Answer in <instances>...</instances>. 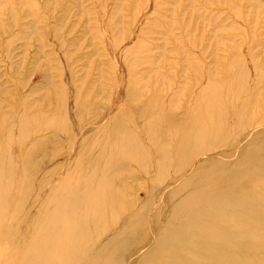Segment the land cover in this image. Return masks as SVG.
Here are the masks:
<instances>
[{"label":"bare ground","instance_id":"bare-ground-1","mask_svg":"<svg viewBox=\"0 0 264 264\" xmlns=\"http://www.w3.org/2000/svg\"><path fill=\"white\" fill-rule=\"evenodd\" d=\"M248 1L264 11L261 0ZM258 20L252 32L240 25V42L225 64L191 45L184 53L193 55L195 73L181 86L180 56L170 60L175 68L163 59L175 70L170 77L157 73L163 88L140 83L155 62L138 55L149 50L140 35L153 33L141 23L133 32L136 48H120L119 38L102 28L98 38L112 58L109 71L99 67V78L90 79V63L75 65L81 58L72 69L56 55L57 73L47 76L42 95L15 106L22 109L17 115L0 112V128L5 132L3 124L13 122L8 129L16 131L0 149L5 264H264V42L255 39L264 32ZM170 50L179 54L178 47ZM143 65L148 68L137 72ZM101 78L113 95L100 87ZM47 132L61 133L56 154L44 151ZM14 143L21 149L15 152ZM136 166L152 169L153 180L173 170L168 186L131 199L136 189L125 180L135 178ZM179 174H185L181 180ZM138 205L140 215L162 209L159 222L149 218L147 233L132 226L140 217L117 232L107 226L109 217ZM249 224L262 228L238 231ZM100 229L105 238L94 237Z\"/></svg>","mask_w":264,"mask_h":264},{"label":"rangeland","instance_id":"rangeland-1","mask_svg":"<svg viewBox=\"0 0 264 264\" xmlns=\"http://www.w3.org/2000/svg\"><path fill=\"white\" fill-rule=\"evenodd\" d=\"M262 6L250 5L248 0H0V112L9 111L17 115L22 109L15 106H20V103L30 106L36 96L42 95L45 83L48 82L47 76L57 73L56 68L54 69L57 64L56 55L63 56L62 67L72 66L78 58H81L75 63L78 67L90 63L88 71H91V80L99 78L94 77L99 67H102L103 73L109 71L105 64L111 61L112 56L105 54L103 49L105 42L98 38L103 27L108 30L105 31L108 32L105 36L119 38V47L123 49L137 47L136 34L133 32L138 23L145 25L144 30L153 31L150 34L145 33L143 38L140 35L142 41L146 42L145 48L149 47V50L138 55L142 58L155 59V66L152 64L154 69L149 74L142 72L140 78L143 79L140 83L151 86L155 83L163 88L164 79L162 75L157 78V73L170 77L175 72L163 62V59L167 56L170 61L180 56L178 67H181L176 71L180 72L177 81L181 86L187 81V77L195 73L189 66L193 55L184 53L191 45H194L195 52L198 50L216 56L224 64L231 61L228 57L234 56L232 48L240 42L239 37H236L239 35L240 25L252 32L254 28L252 20L258 18L257 29L264 32ZM236 19L237 22H234ZM235 23L237 28L232 29L231 26ZM175 29L177 31H174ZM172 33H177L178 44H175ZM255 39L264 42V34ZM164 47H168V50H164ZM177 47L179 54L170 50ZM170 64L175 68L173 61H170ZM145 68H148V65L139 66L136 71ZM74 72L79 74L76 69ZM101 80L103 81L99 85L104 84L100 87L104 89L105 94L113 95L114 92L105 84L106 81L103 78ZM185 86L187 84H183L181 88ZM168 119L171 120V117ZM6 123L8 124H3L6 127L5 132V128H0V149L6 145V138L12 135L16 137V131L8 129L14 123L11 122L10 127L9 122ZM47 134L48 141L42 142L44 151L56 154L61 146V133ZM42 145H39L37 151H41ZM13 149L16 152L21 146L16 145ZM134 169L135 178L125 180L136 189L131 199L143 198L145 192L149 194L159 185L158 190H163L168 186V179L173 173V170H168L165 176L153 180L152 169L144 166H136ZM138 172L147 173L148 180L139 177ZM169 172L171 174H167ZM182 176L179 174V180L183 178ZM147 197L149 201H154L148 195ZM139 211L140 205L132 209L128 215L117 213L115 220L108 218L107 226H114V231L117 232L122 226H126L128 220L140 217V220H132V226H137L136 232L140 229L147 233L145 227L149 226V218L155 216L159 222L163 215L162 209L155 211L149 209L143 215H140ZM158 226L164 224L159 223ZM260 228L262 227L259 225L249 224L238 231L250 232ZM93 235L106 237L102 229L94 230ZM142 238L144 236L139 234V240ZM139 240L133 244L134 247L139 245ZM121 249L123 250L122 247ZM6 262L4 255H1L0 264Z\"/></svg>","mask_w":264,"mask_h":264}]
</instances>
